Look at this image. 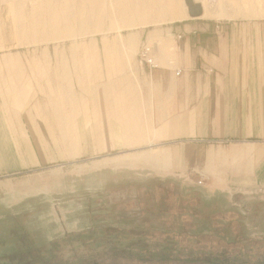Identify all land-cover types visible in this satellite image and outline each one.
Segmentation results:
<instances>
[{"label": "rangeland", "instance_id": "rangeland-1", "mask_svg": "<svg viewBox=\"0 0 264 264\" xmlns=\"http://www.w3.org/2000/svg\"><path fill=\"white\" fill-rule=\"evenodd\" d=\"M128 2L0 0V77L16 78L0 83V102L12 87L24 92L13 94L21 99L15 107L0 108V119L28 127L22 115L30 113L36 124L42 115V148L0 149V264H258L264 260L259 189L209 199L206 177L173 176L152 163L167 142L155 137L157 129L131 137L92 130L103 127L88 115L96 101L118 98L103 85L127 75L139 81L142 42L131 37L155 28L131 24ZM215 4V11L253 18L212 22L264 28V0ZM58 116L64 125L56 124ZM212 215L224 234L203 236L213 229ZM182 223L200 233L197 248L213 250V259L192 260L197 252L190 254L188 235H179ZM164 245L173 250L170 258L160 254ZM224 246L231 255L221 258Z\"/></svg>", "mask_w": 264, "mask_h": 264}, {"label": "crops", "instance_id": "crops-1", "mask_svg": "<svg viewBox=\"0 0 264 264\" xmlns=\"http://www.w3.org/2000/svg\"><path fill=\"white\" fill-rule=\"evenodd\" d=\"M174 1L176 9L166 8L163 22L149 25L155 27L151 30L138 29L131 37L154 45L160 67L151 70L137 61L139 81L127 75L118 83L103 85L118 98L96 101L97 110L88 115L103 127L92 130L126 132L131 137L135 131L157 129L155 137L167 142L158 158L151 155L152 163L164 165L173 176L206 177L209 199L263 188L264 28L212 22L253 18L244 12L215 11V0H194L203 6L199 17H191L182 0ZM175 69L182 71L179 76ZM13 79L0 77V83ZM17 89L21 88L8 90L12 96L0 102V108L9 110L21 102L13 98L14 93L24 94ZM36 108L42 109L41 101ZM22 117L28 127L15 126L14 117H1L0 149L42 148V115L36 116L38 124L30 113ZM65 121L59 117L56 124ZM25 137L35 143L26 144Z\"/></svg>", "mask_w": 264, "mask_h": 264}, {"label": "bare ground", "instance_id": "bare-ground-1", "mask_svg": "<svg viewBox=\"0 0 264 264\" xmlns=\"http://www.w3.org/2000/svg\"><path fill=\"white\" fill-rule=\"evenodd\" d=\"M167 3L168 5L166 6L164 0H130L128 5L125 6L126 19L132 20L131 24L139 23L140 26L158 25L163 22L161 16L164 14L166 8L170 10L176 9V2L174 0H168ZM177 18L178 16L173 17L171 21Z\"/></svg>", "mask_w": 264, "mask_h": 264}, {"label": "trees", "instance_id": "trees-1", "mask_svg": "<svg viewBox=\"0 0 264 264\" xmlns=\"http://www.w3.org/2000/svg\"><path fill=\"white\" fill-rule=\"evenodd\" d=\"M195 213L196 214H194V215H197L196 210H195ZM216 218H220L219 215H214V216L212 215V219L209 220V222H210V225H211V227L213 229L211 230V232L209 234H206V235H203V236H218L220 234H224L222 232V229H223L222 224L218 223V221H216V220H213V219H216ZM180 228L181 229H180L179 235H184V234L188 235L187 242L190 244V248H191L190 254H193V252H194L193 250H196V252H197L196 253L197 254L196 255V259H192V260H197L198 258L207 259V260L213 259V257L215 256L214 255L215 252L213 250H211V249L206 250V249L197 248L198 245L200 244V235H198L200 233L191 234L190 232H192L191 229L193 228L192 225H190L188 227L185 224H183V225H181ZM189 230H190V232H188ZM231 244L232 243H228V242L225 243L226 246H230ZM226 246H224V247H226ZM161 251L162 252L160 254L163 255V258H170V256H171L170 253L173 250H171V247L169 245H164V247H162ZM174 251H175V249H174ZM217 253L220 254L221 258H225L226 256L231 255V252H229V250H227V247H226V249H223V251H220V252H217ZM191 256H194V255H191ZM12 262L13 261L10 260L9 264H11ZM215 262L220 263L218 261H215ZM257 263L258 264H264V260L258 261ZM90 264H98V263H97V261L95 259H93V261Z\"/></svg>", "mask_w": 264, "mask_h": 264}, {"label": "built area", "instance_id": "built-area-1", "mask_svg": "<svg viewBox=\"0 0 264 264\" xmlns=\"http://www.w3.org/2000/svg\"><path fill=\"white\" fill-rule=\"evenodd\" d=\"M219 27L220 25H217V28ZM178 37L181 38V35H179ZM138 62L140 63V65L147 66L151 70L160 67L153 44L144 42L141 45L140 51L138 53ZM181 72L182 71L180 69H175L176 76H179ZM199 184L204 185L205 181H199ZM258 192L264 195V187L260 188Z\"/></svg>", "mask_w": 264, "mask_h": 264}, {"label": "water", "instance_id": "water-1", "mask_svg": "<svg viewBox=\"0 0 264 264\" xmlns=\"http://www.w3.org/2000/svg\"><path fill=\"white\" fill-rule=\"evenodd\" d=\"M186 5L189 9V14L191 17H197L202 15L201 7L194 0H185Z\"/></svg>", "mask_w": 264, "mask_h": 264}]
</instances>
